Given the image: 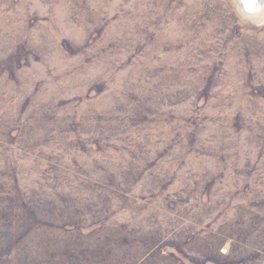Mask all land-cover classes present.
<instances>
[{
	"label": "rangeland",
	"instance_id": "obj_1",
	"mask_svg": "<svg viewBox=\"0 0 264 264\" xmlns=\"http://www.w3.org/2000/svg\"><path fill=\"white\" fill-rule=\"evenodd\" d=\"M0 264H264V5L0 0Z\"/></svg>",
	"mask_w": 264,
	"mask_h": 264
},
{
	"label": "water",
	"instance_id": "obj_2",
	"mask_svg": "<svg viewBox=\"0 0 264 264\" xmlns=\"http://www.w3.org/2000/svg\"><path fill=\"white\" fill-rule=\"evenodd\" d=\"M241 1L243 3V4L242 3L241 4L244 8V12L249 14V15L257 14L262 7V5L259 4V0H255V2L253 3V6L251 4H249L246 0H241Z\"/></svg>",
	"mask_w": 264,
	"mask_h": 264
},
{
	"label": "bare ground",
	"instance_id": "obj_3",
	"mask_svg": "<svg viewBox=\"0 0 264 264\" xmlns=\"http://www.w3.org/2000/svg\"><path fill=\"white\" fill-rule=\"evenodd\" d=\"M242 3L241 0H238ZM249 4H251L253 6V3L255 2V0H246ZM237 2V1H236ZM243 4V3H242ZM259 4H260V0H259ZM244 9V8H243ZM254 14V13H253Z\"/></svg>",
	"mask_w": 264,
	"mask_h": 264
},
{
	"label": "clouds",
	"instance_id": "obj_4",
	"mask_svg": "<svg viewBox=\"0 0 264 264\" xmlns=\"http://www.w3.org/2000/svg\"><path fill=\"white\" fill-rule=\"evenodd\" d=\"M260 4L261 5H264V0H260Z\"/></svg>",
	"mask_w": 264,
	"mask_h": 264
}]
</instances>
